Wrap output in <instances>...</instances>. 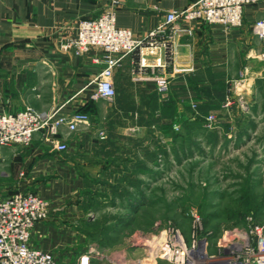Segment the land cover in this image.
Returning a JSON list of instances; mask_svg holds the SVG:
<instances>
[{
  "label": "crops",
  "instance_id": "1",
  "mask_svg": "<svg viewBox=\"0 0 264 264\" xmlns=\"http://www.w3.org/2000/svg\"><path fill=\"white\" fill-rule=\"evenodd\" d=\"M195 2L0 0V114L29 108L28 84L30 80H42L53 87L55 105L41 113L62 107V114L79 111L91 118L90 124L75 133L62 130L59 139L68 146L66 152L56 151L42 133L35 135L30 147L0 149V185H6L0 187V195L33 192L49 203V218L33 229L32 245L52 253L59 264H79L80 256L87 251L80 248L84 237L77 232L83 213L71 201L87 187V175L82 174L81 166L125 163L124 132L117 137L118 160L109 155L111 144L102 142L109 137L106 131H112L113 121L102 118L116 117V124L122 128L125 117L134 115L137 119L132 121L130 130L139 131L147 128L146 122L141 121L144 116L161 113L166 120L167 109L172 107L174 112L169 115L187 127L199 116L227 117L230 109L234 112L242 108L243 101H252L256 96L264 100V61L260 59L263 45L253 33V25L264 19L263 1L245 8L239 28L178 21L172 50L161 55L162 66L155 65L157 57H148V63L154 65L146 69L148 80H138V58L129 56L114 72L115 109L104 110L91 99L93 81L104 67L95 59L102 60L103 52L93 48L88 54L75 55L69 45L80 22L98 18L115 7L117 27L132 31L135 38H144L165 23L169 11L184 10ZM154 78L168 80L170 92L159 93ZM228 99L231 106L225 107ZM250 104L252 107L253 102ZM249 111L248 107L245 113ZM139 156L126 162L148 160ZM94 259L91 255V264H98ZM157 264L169 263L159 260Z\"/></svg>",
  "mask_w": 264,
  "mask_h": 264
},
{
  "label": "rangeland",
  "instance_id": "2",
  "mask_svg": "<svg viewBox=\"0 0 264 264\" xmlns=\"http://www.w3.org/2000/svg\"><path fill=\"white\" fill-rule=\"evenodd\" d=\"M52 88L30 80L27 106L39 113L50 110ZM97 102L104 110L115 109V99ZM241 107L230 109L229 119L215 114L213 128L209 116L186 127L168 116L163 120L161 113L147 115L141 120L147 128L139 131L130 130L134 115L125 117L122 128L116 117L102 118L113 121L102 142L111 144L109 155L118 160L117 137L124 132L125 163L107 173L109 165L81 166L87 187L71 200L83 213L80 248L92 250L98 264H152V249L169 225L181 229L190 243L194 213L202 217L201 234L215 236L243 226L247 216L264 222V100L256 96ZM138 156L148 162H126Z\"/></svg>",
  "mask_w": 264,
  "mask_h": 264
},
{
  "label": "built area",
  "instance_id": "3",
  "mask_svg": "<svg viewBox=\"0 0 264 264\" xmlns=\"http://www.w3.org/2000/svg\"><path fill=\"white\" fill-rule=\"evenodd\" d=\"M142 1V0H140ZM264 0H197L184 10L167 13L162 26L149 32L144 38H135L133 32L116 25L115 7L102 16L80 22L76 37L70 42L75 55L88 54L93 48H100L103 63L93 83V101L113 100L116 89L114 72L126 57L135 56L139 61L138 80H148L146 69L154 68L148 63L149 56H155L156 66H162L161 55L169 54L173 40L178 34V21L200 22L209 26L239 28L243 25L245 8ZM118 2H115L117 5ZM167 33V37L166 36ZM253 33L260 39L263 51L260 59L264 61V19L253 25ZM166 38V39H164ZM157 90L162 95L170 92V83L165 78H154ZM231 106L228 99L225 107ZM62 107L50 113H39L27 108L14 114H0V149L19 146L30 147L35 135L42 133L56 151L66 152L68 146L59 139L65 128L67 134L77 132L91 122L88 114L73 112L62 114ZM209 128H213L217 117L209 116ZM175 129H177L175 127ZM102 139H105L104 136ZM49 218V203L33 192L17 193L11 196L0 195V264H59L55 256L32 245V231L37 224ZM190 243L182 230L169 225L167 235L157 241L152 249V258L169 264H264V222L254 216H247L241 227L226 229L215 236L213 231L201 234L202 217L192 215ZM92 250L84 252L79 264H91Z\"/></svg>",
  "mask_w": 264,
  "mask_h": 264
},
{
  "label": "trees",
  "instance_id": "4",
  "mask_svg": "<svg viewBox=\"0 0 264 264\" xmlns=\"http://www.w3.org/2000/svg\"><path fill=\"white\" fill-rule=\"evenodd\" d=\"M174 112V108H172L171 107V109H167V116L168 117H172V116H170L171 115V113H173ZM170 114V115H169ZM172 118H174V117H172ZM202 118V117H201ZM112 155V154H111ZM110 155V156H111ZM111 157H115V156H111ZM111 166H115V167H111ZM116 166H118V164L117 163H113V164H109V166H107L106 167V170L104 171V172H109V171H111L112 169H116V170H119ZM111 167V168H110ZM103 172V171H102ZM117 172V171H116Z\"/></svg>",
  "mask_w": 264,
  "mask_h": 264
}]
</instances>
